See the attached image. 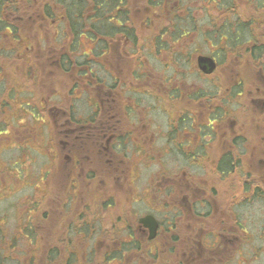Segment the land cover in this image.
I'll return each mask as SVG.
<instances>
[{"label":"flooded vegetation","instance_id":"flooded-vegetation-1","mask_svg":"<svg viewBox=\"0 0 264 264\" xmlns=\"http://www.w3.org/2000/svg\"><path fill=\"white\" fill-rule=\"evenodd\" d=\"M238 1L246 6L241 22L247 21L239 31L221 30L229 19L219 21L211 14L208 23L182 30L183 36L171 29L149 32L141 21L135 39L116 37L100 52L92 87L95 108L80 118L68 105L60 109L66 115L58 129L62 156L49 153V176L57 160L59 180L72 202L57 212L50 206L49 238L60 221L58 239L77 240L82 257L85 242L92 240L94 246L139 247V254L151 257L153 264L155 250L162 251L170 241L189 244V251L179 254L182 259L176 262L175 256V264H200L195 262L205 251L210 261L202 264H220L216 255L228 242L247 238L237 208L254 201L264 211V171L261 175L251 165H264V0ZM143 7L134 10L141 14ZM201 38L205 51L197 44ZM199 55L214 61L212 71L199 67ZM150 58L170 72L155 71ZM224 61L234 70L232 76L218 72ZM126 62L130 67L123 75ZM193 73L205 85L196 87ZM81 86L80 97L88 85ZM33 97L29 91L31 105ZM153 166L157 170L150 172ZM224 182L227 188L220 190ZM119 197H127V205L119 206ZM145 216L155 219L153 231L140 222ZM199 230H206L208 242L199 238ZM95 256L94 250V261ZM99 256L116 258L107 251ZM83 262L87 264L86 257Z\"/></svg>","mask_w":264,"mask_h":264},{"label":"rangeland","instance_id":"rangeland-1","mask_svg":"<svg viewBox=\"0 0 264 264\" xmlns=\"http://www.w3.org/2000/svg\"><path fill=\"white\" fill-rule=\"evenodd\" d=\"M45 1L49 0H33L30 6H25L26 13L22 12L25 21L22 20L20 24L21 31L23 32L21 39L22 46L17 45V52L11 54V51L6 53L5 51L3 53L0 51V77L1 79L2 77L4 78L0 81V91L1 93L3 92L2 96L7 98V93L9 94L10 91H12L10 88L15 87L18 89V91L15 92H24L22 102L26 103L29 101V94L25 92L31 91L34 95V99H30L31 103H35L38 107L45 103L48 105L47 108H45V112L41 113L42 115H46L49 111L48 115L45 117L46 128H41L40 124L38 126V123H36L29 114L28 116L27 113L22 114L21 118H19V116H14V118H12L14 112H16L15 107H17L16 105L19 99L10 98L9 108L5 107L6 112L0 113V124L9 126H6L9 130L5 127L8 131L6 134H0V215L3 216L4 222L2 224L9 239L13 240L15 245L14 250L10 249V251L13 252H9V257L5 264H26L30 259L29 256H31L32 259H36L38 256L35 255V250L38 247L31 245L29 241V236L32 231L24 228L19 229L18 214L22 215L21 218L24 222L29 218L31 226L37 227L36 230L40 233L37 237L41 238L44 242H48L49 248H51V246L57 248L56 250L59 254L56 256L55 264H83L85 257L87 260L90 253H93L94 250L96 252L95 261L91 259L89 263L94 264L95 262L97 264H102V256H99V254L107 251L116 255V258L110 260L107 264H153V259L151 257H149V260H146V257L139 254L141 252L139 247L130 246L128 248L126 244L104 243L94 246L92 240L86 241L83 246L85 256L82 257L79 248L81 245H79L77 240H73L68 246L61 243H49V237L51 236L50 232H53V228L51 229V227H49L51 223L50 206L52 205L54 207L53 211L57 212L63 209L65 205L69 206L72 202V197L66 193L65 184L62 186V182L58 177L59 163L57 166L52 167L53 175L49 176L51 172L49 171V153L51 157L53 154L58 157L62 156L60 146L57 148V144L60 145V134L58 133V129L64 124L63 122L66 119V115L61 114L60 109L61 106L67 109L66 106L68 103H72L74 115L80 118L89 114L95 108V98L92 96L93 89L88 86H85L86 92L89 94L91 93V97L87 93H84L80 97L79 94L81 91L78 89L74 90L73 94H71L72 96L69 97L67 87L70 83L68 82V77L64 74L62 77V75L57 74V71L53 69L49 71V60H54L59 51H55L56 49H54L55 47L52 45L56 35L53 29L54 27L51 28L46 24V21L41 22L40 20H42V18L39 19L36 16L38 7ZM134 2V6L137 8L138 5L143 7V2L141 0H134ZM26 14L30 17L28 20L25 17ZM140 20H142V18H140ZM159 21L160 20H156L157 24ZM157 24H151L150 27L144 29L151 32ZM25 27L27 28L25 29ZM139 27L144 31L141 25H139ZM56 30L59 32L62 31L58 29L57 25ZM197 44L202 45L199 50H206V41L204 38H201ZM1 47L4 49L14 48L12 44L7 43H3L0 45V48ZM22 47H29L28 50H26L29 51L27 55L24 53ZM50 51L53 52L51 58L48 57ZM21 56H25V58L21 60ZM150 59L149 65L151 64V68L155 71L170 72V69L166 70L157 60ZM108 60H110V57H108ZM129 64L130 63L126 62L125 65H121V67H123V75H126L127 68L130 67ZM218 72L221 74L228 73L229 76H232L234 70L224 61L219 67ZM190 77L192 81L196 83V87L205 85L206 83V81L201 79L198 73L190 74ZM6 86L8 89H6ZM70 98L74 100L71 101ZM2 101L5 104L0 96V104ZM152 102L150 101L149 104L152 105ZM27 107L28 106L24 105L23 108L25 109ZM40 123L42 124V122ZM49 141L55 143V148H51ZM23 143H28L31 147L33 144V148H36V145H38L39 149L45 154L46 163L42 164L44 157L42 158L34 150L29 152V149L24 148ZM14 144H17V146ZM7 164L8 167L11 166L9 173L6 170ZM251 165L257 172L263 175L264 165ZM71 167V165L68 166L66 170ZM156 170L157 166H153L150 172H155ZM2 178L4 179L3 181ZM64 181L67 182V180ZM35 183L38 185L37 188ZM34 184L36 185V192L32 193L31 196V189ZM140 184L139 186L142 187ZM226 188V182H224L220 190ZM32 198L37 202L41 201L39 211L36 214L33 213V215L30 214L31 212H28L29 202ZM124 198L119 197V206L127 205L125 204ZM77 199V195L73 197V200ZM125 199H127V197ZM52 200L55 202L53 203ZM141 205L144 204L139 203L137 206L143 208ZM260 205L259 202L252 201L248 204L241 203V206L237 208L240 221L245 224L248 231L247 238L244 239L243 242H228L227 247L216 255L217 262L220 264H264V211L263 207ZM186 224L189 225L190 223L186 222ZM203 224L206 225V222L204 221ZM187 225H185L184 228H188ZM54 226L55 233L60 236L63 232L61 222L59 221L54 224ZM182 226H184V224H181L179 227L182 229ZM201 231L202 234L199 238H201L203 242H208L207 239L205 240L203 238L207 234L206 230H199L198 232L200 233ZM7 242V245L12 244L8 239ZM206 245H208V243H206ZM15 250L18 252L16 251V253ZM131 250L138 254L131 256ZM188 251L189 244L180 241L179 245H175L173 241H170L166 243L162 251L155 250V260L156 262H162L163 259L169 258V264H175V256L177 262V259L180 257L179 254L181 255L183 252ZM73 252L77 256H74L72 254ZM199 256L201 259L197 260L195 263L202 264L210 261L206 256V251L205 253H200ZM156 262L154 264H156ZM37 264L48 263H46L45 259L38 258Z\"/></svg>","mask_w":264,"mask_h":264},{"label":"trees","instance_id":"trees-1","mask_svg":"<svg viewBox=\"0 0 264 264\" xmlns=\"http://www.w3.org/2000/svg\"><path fill=\"white\" fill-rule=\"evenodd\" d=\"M32 1L33 0H0V45L7 43L14 46L12 49H4L1 47L0 51L2 53L4 51L5 53L11 51V54L17 52V45H21L23 34L20 25L22 20H24L22 12L26 13L25 6H30ZM174 1L176 4H174ZM142 2L144 3V7L141 14L135 12L134 8L136 6H134V0H49L40 4L36 16L39 19L42 18V20H40L41 22L46 21V24L51 28L54 27L53 29L56 35L52 45L55 47V51H59L54 60H49V71L53 69L57 71V74L62 75V77L63 74L68 77V82L70 83L67 87L69 97L72 96L71 94H73L74 90L78 89L80 91L81 85L83 84L88 85L90 88L94 86L97 76L99 54L102 50L105 51L108 49L113 39L116 37L123 39V35L135 39L138 35L136 28L141 21L143 25H149V27L151 24H157L156 20L159 18L157 19L155 14L161 17L159 23L155 26L156 31L154 30V33L157 34H159L161 30L171 29L176 30L174 33L175 35L183 36L185 33H183L182 30H188L190 28L195 29L194 24L196 23H208V14H211V18L215 17L219 21L223 19L224 16L226 17L225 19H229L225 21V23H222V29H220L224 31L229 29L231 32V29L234 28L239 31L245 28V24H247V21L241 22V9L246 6L243 3H239L238 0H142ZM196 2L198 4H195ZM164 9H169L167 15L162 13ZM200 10L202 14H199L198 17L194 16L193 13H198ZM178 12L181 13L180 17L175 15ZM163 15H165L164 20ZM140 16H142V20L139 19ZM25 17L27 20L30 18L28 14H26ZM227 23H230L232 27ZM55 24L58 26L59 30H62L61 32L56 30ZM26 28L27 27H25V29ZM202 31L206 33L205 27ZM22 48L27 55L29 51L26 50H28L29 47ZM52 53L53 52L50 51L48 54L49 58H51ZM24 58L25 56L20 57L21 60ZM2 79L4 78L2 77ZM2 79L0 77V81H2ZM6 89H8L7 86ZM10 89L12 91H10L9 94L7 93V98L3 97V92L1 93L0 91V96L5 102L4 104L2 101L0 104V113L6 112L5 107L9 108L11 99H19L16 105L17 107H15L16 112H14L12 118H14V116H19V118H21L22 114L27 113V115L29 114L30 117L38 123V126L40 124L41 128H46L45 117L48 115V112L46 115L41 114L45 112V107L43 105L38 107L35 103L31 105L29 101L26 103L22 102L24 92H15L18 91L15 87ZM25 93L29 94V92ZM32 99H34V97ZM70 99L71 101L74 100L73 98ZM24 105L28 107L24 109ZM68 106L69 109H72V103H68ZM40 122H42V124ZM6 126L8 125L0 124V134H6L8 132L7 130H9V128ZM49 144L51 145V141H49ZM14 145L17 146V144ZM23 145L24 148L29 149V152L34 150L42 158L44 157L45 154L39 149L38 145H36V148H33V144L32 147L28 145V143H23ZM51 148H55V143L53 141ZM44 163H46L45 157L42 164ZM57 164L58 161L56 160L53 165L57 166ZM10 167H8L7 164L6 170L8 173ZM35 184L37 185V183ZM35 184L31 189V196L32 193L36 192V188L38 187V185L36 186ZM29 203L28 212H31L30 214L32 215L33 213L36 214L39 211L41 201L37 202L32 198ZM17 216H19V229L24 228L26 230H31L32 233L29 236L30 244L38 247L35 250V255H38L36 259H32L31 256H29L30 259L26 264H37L38 258L45 259L48 264H55L56 256L59 254L56 250L57 248L54 246L49 248L48 242H44L41 238L37 237L40 233L36 230L37 227L31 226L29 218L24 222L21 218L22 215L18 214ZM3 222V216L0 215V264L6 263L9 252H13L10 251V249L14 250L15 248L13 240L9 239L2 224ZM89 226L90 224L86 223V227L89 228ZM58 237L59 236L55 233L53 238H49V243L69 245L66 240L58 239ZM7 239L12 242L11 245H7ZM16 251L17 250H15V252ZM92 257L93 253H90L87 258L88 263ZM101 259L102 264H107L110 261V259L108 258L107 260L105 256H102ZM94 264L97 263L94 262Z\"/></svg>","mask_w":264,"mask_h":264},{"label":"water","instance_id":"water-1","mask_svg":"<svg viewBox=\"0 0 264 264\" xmlns=\"http://www.w3.org/2000/svg\"><path fill=\"white\" fill-rule=\"evenodd\" d=\"M198 65L204 72L212 71L214 68V61L207 56L199 55L197 57ZM140 222H143L144 224L148 225V227L153 231L155 227V219H153L150 216L141 217Z\"/></svg>","mask_w":264,"mask_h":264}]
</instances>
